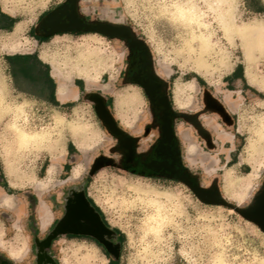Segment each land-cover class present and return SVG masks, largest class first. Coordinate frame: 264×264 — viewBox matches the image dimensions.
Instances as JSON below:
<instances>
[{"label":"rangeland","instance_id":"rangeland-1","mask_svg":"<svg viewBox=\"0 0 264 264\" xmlns=\"http://www.w3.org/2000/svg\"><path fill=\"white\" fill-rule=\"evenodd\" d=\"M65 1L0 0V9L16 20L10 30L0 29V190L23 204V213L18 214L15 208L0 203V255L11 264H34L33 242L50 226L54 197L80 184L107 221L121 232V257L109 263L91 242L60 239L52 245L58 264H264V231L256 223L229 206L200 201L175 178L145 176L120 166L112 154L116 138L101 122L88 94L98 93L105 99L117 125L135 136L140 153L157 134L156 129L144 134L151 122L149 102L139 85L123 79L128 48L119 39L97 32L37 33L41 18ZM165 1L170 0H79L78 9L84 15L132 29L149 50L153 71L165 81L176 110L200 112L202 124L217 118L216 112L205 109L207 94L224 105L230 120L224 122L219 116L222 121L216 125L217 131L234 134V139L227 143L217 140L213 147L191 122L184 121L185 131L181 124L179 128L183 133L188 131L196 149L190 153V142L182 138V159L201 185L209 186L216 180L227 202L246 207L264 180V140L258 141L256 135L264 116V53L253 52L251 80L241 40L235 35L227 37L213 12L208 11L206 17L212 44L202 50L188 26L162 11ZM234 5L236 23L264 21V0H234ZM200 6L204 7L203 2ZM15 43H20L18 49L10 50ZM93 50L96 52L88 62L92 80L88 82L72 64L79 59L80 51ZM25 53H35L48 64L58 104L37 85L13 81L5 55ZM52 61L59 64L61 74L69 71V82L77 85L75 98L57 99ZM79 62L83 67V60ZM238 65L244 79L227 83ZM189 83L193 84L191 88ZM225 93L232 95L233 105L225 102ZM126 96L128 103L121 105L119 99ZM3 104L7 106L5 111ZM15 105L24 109V119H19L24 130L45 133L41 142L29 141L22 147L16 144V132L10 126ZM213 135L215 138L218 133ZM186 146L190 155L185 152ZM104 155H110V160L91 173L95 160ZM82 158L86 162L80 176L70 178L72 166ZM66 163L68 170L64 168ZM151 199L162 202V210L168 213L159 234L146 231L147 215L155 210ZM41 204L51 213L45 227L38 217ZM11 249L21 250L22 256L14 258Z\"/></svg>","mask_w":264,"mask_h":264},{"label":"water","instance_id":"water-1","mask_svg":"<svg viewBox=\"0 0 264 264\" xmlns=\"http://www.w3.org/2000/svg\"><path fill=\"white\" fill-rule=\"evenodd\" d=\"M78 1L66 0L49 11L36 26L37 33L48 36L58 32H97L111 38L124 37L133 40L134 34L132 29L127 25H117L108 21H85L79 13ZM140 42L138 43L145 48L146 45ZM136 81L144 87L152 106L159 111V118L161 120V136L156 142L149 160L143 162V165L158 176L175 178L183 182L204 203L222 204L233 208L243 217L256 223L264 231V180L260 189L254 194L251 202L246 207H239L237 204L227 202L221 195L216 180H213L209 186L201 185L199 179L194 177L182 165L177 139L173 131L172 118L174 113L166 94L159 87V77L152 73L147 78H137ZM88 98L94 102L95 111L106 129L115 137L121 136V144L128 148L127 158L130 159L133 155L131 139L125 136L123 130L117 125L116 120L106 105L105 99L100 94L93 92L88 94ZM204 103L206 111L211 110L216 112L223 121L230 120V115L219 100L207 94ZM175 114L189 120L199 135L206 141H210V132L199 121L200 112L194 114L176 112ZM104 164L102 161L95 160L91 173ZM82 187L84 186L82 185ZM47 237L51 239L54 236L49 234Z\"/></svg>","mask_w":264,"mask_h":264},{"label":"flooded vegetation","instance_id":"flooded-vegetation-1","mask_svg":"<svg viewBox=\"0 0 264 264\" xmlns=\"http://www.w3.org/2000/svg\"><path fill=\"white\" fill-rule=\"evenodd\" d=\"M79 13L87 22L108 21L117 25H125L123 23H118L111 20H104L95 18L93 16L84 15L80 9ZM113 38L119 39L124 44H126L128 48L126 66L123 69V79L126 82L139 85L149 102L152 113L151 122L144 129V134H147L151 129H156L157 134L155 139L148 145L144 152L140 153L137 149V140L135 136L125 132V130L121 128V130L124 132V135L131 139L133 155L130 159L127 158L128 148L121 144V136H114L116 138V144L112 154L117 156L120 166L130 172L145 176L163 177L156 175L155 172L147 169L143 165V162L149 160L153 148L161 136V120L159 118V111L152 106L144 87L139 84L136 79L147 78L152 73L159 77V87L166 94L172 112L174 113L172 118L173 131L177 139L180 159L182 165L184 166L181 154V143L177 135V122L183 117L175 114L176 112L181 111L174 108L172 98L167 92L165 81L153 71L149 50L146 48V46L144 48V46L138 43L140 41H138V39L135 37V34L133 35V40L131 38L124 37ZM110 157V155L100 156L97 158V161L106 163L110 160ZM53 210V217L48 230L42 237L34 239V264H58V259L54 255L52 245L60 239L83 240L85 242H91L98 248L102 255L107 258L109 263L116 262L120 259L123 248V236L121 232L107 221L101 209L88 196L85 188L82 187V185L78 184L70 186L66 188L59 196L54 197ZM49 234L54 237L49 239V237H47ZM0 264L11 263L3 255H0Z\"/></svg>","mask_w":264,"mask_h":264},{"label":"bare ground","instance_id":"bare-ground-1","mask_svg":"<svg viewBox=\"0 0 264 264\" xmlns=\"http://www.w3.org/2000/svg\"><path fill=\"white\" fill-rule=\"evenodd\" d=\"M201 2H203L204 7L206 9H204V7L200 6ZM161 9H162V11L167 12L173 20L179 21L182 24H184L185 26H188L189 29H191L193 31V37H196L199 40V44H200V47L202 50H206L212 44L210 23L208 22L206 17H207L208 11L213 12V14H214L213 17H215L216 20L218 21V23L221 24L222 29L224 31V34L227 37L235 35L241 40L244 56H245L246 62L248 64V66H247L248 76L251 80L253 79L252 75L249 72V69L251 67V62H252L253 57H254L253 52L257 51L259 53H264V21H256L253 23H241V24L236 23L234 20V12H235L234 11V9H235L234 0H170L168 2L165 1L162 4ZM201 27H203L206 31H203L202 29H200ZM197 28L199 29L198 33H196V31H195V29H197ZM15 30H18V28H15ZM19 44L20 43L11 44V46H9V49L10 50L18 49ZM95 52H96V50L86 51V52L80 51L79 52V59L83 60V63H84L83 67L80 66L79 59H76L75 63L72 64V67L75 69L77 68L76 69L77 71L83 72L85 79L88 82L90 80H92V78H91L92 76L88 72V62H89L90 55L95 53ZM51 65H52V76L55 78V81L57 83L58 99L60 101H66L68 99L75 98L77 96V85H73L69 82V79H68L69 71H67L66 74H61L60 69H59L60 68L59 64H57L55 61H52ZM192 86H193L192 83L188 84V87L191 88ZM262 88L264 90V81L262 83ZM0 94H1V100L0 101H2L3 92L1 89H0ZM72 100H74V99H72ZM127 100L128 99L126 96V97H123L122 99H119V102L121 105H125L126 103H128ZM130 100H132V99H130ZM226 100L227 101L230 100V95L226 96ZM2 109H3V111H5L7 109V106H5V104H3ZM12 112H13V120L11 121L10 126L16 132L17 138L15 141L19 147H22V146L28 144L29 141H38L45 135L44 132H42V133H40V132H34V133L33 132H27L26 130H24L21 127V125L19 124V119L24 117V109L21 105H15L14 108H12ZM62 120H64V119H62ZM57 121L58 120H56V122ZM207 122L210 124H213V119H207ZM78 126H79V124H78ZM180 126L185 131L184 126L182 124ZM222 134L223 135L219 134V136L223 140H224V138L230 137V135L228 133H222ZM256 135H257L258 141L264 140V116L261 117L259 120L258 127L256 129ZM50 140H52V139H50ZM40 142H41V140H40ZM254 146H255V144L253 143L252 147H254ZM80 147H81V145H80ZM81 149H82V151H85L84 147H81ZM195 149L196 148L193 145V143H190L188 145V151L190 153L194 152ZM86 158L85 159L82 158L81 162L76 164L73 167V169L71 171L70 178H77L80 176L82 169L84 167V164L86 162ZM55 163H53L51 165L50 169H52V167ZM4 199L6 200V198H4ZM150 202L152 204H154L155 210H154V212H151L147 215L146 231L154 233V234H159L161 229H162L163 223L168 218V213H166L162 210L164 208V204L162 202H160L159 200L151 199ZM22 210L23 209H21L19 211V213L22 212ZM39 216H40L41 221H42V224H41L42 227H45L50 220L51 213H50L49 209L42 204L39 207ZM155 252H157V251H155ZM10 253L14 257L15 256L18 257V254H20L19 258L22 256L21 250H19V249H17V250L11 249ZM149 262H151V261H149ZM217 264H229V263H226L225 261H220Z\"/></svg>","mask_w":264,"mask_h":264},{"label":"trees","instance_id":"trees-1","mask_svg":"<svg viewBox=\"0 0 264 264\" xmlns=\"http://www.w3.org/2000/svg\"><path fill=\"white\" fill-rule=\"evenodd\" d=\"M15 21L13 17L0 9V29L10 30ZM5 60L8 64V72L16 84L25 81L37 85L41 93H47V95H49L47 97H49L54 104H58L55 98V83L49 73V66L44 63L37 54H7L5 55ZM233 73L235 75H242V67L238 65ZM242 78L244 79V77ZM72 147L71 144V148ZM64 168L68 170L69 164L66 163Z\"/></svg>","mask_w":264,"mask_h":264},{"label":"crops","instance_id":"crops-1","mask_svg":"<svg viewBox=\"0 0 264 264\" xmlns=\"http://www.w3.org/2000/svg\"><path fill=\"white\" fill-rule=\"evenodd\" d=\"M234 71V70H233ZM242 77H244V74H242V75H235L233 72L230 74V76H228V78H227V83L228 82H230L231 84H234V83H238L240 80H243V78ZM230 95V100L229 101H227L226 100V96H229ZM56 96H57V85H56ZM57 99H58V96H57ZM59 100V99H58ZM224 100H225V102L226 103H228L229 105H233L234 104V102H233V99H232V95L230 94V93H225V96H224ZM224 106V105H223ZM181 112H183V111H181ZM213 113H215V112H213ZM216 114V116H217V118H214V117H211L210 119H213V124H210V123H208L207 122V120H206V122H202V124L206 127V129L207 130H209V132H210V134H211V139H210V141H209V143L211 144V146H215V145H217V143H216V141L217 140H222V141H225V143H227V142H229L230 141V139H234V137H235V135L233 134H231V133H228L229 135H230V137L229 138H224V140L223 139H221L220 138V136H219V134H221V135H223L222 133H227L226 131H223V130H221V131H217V127H216V125L217 124H220V122L222 121L220 118H219V115H217V113H215ZM184 121H186V122H190L189 120H186V119H184V118H180L179 120H178V122H177V135H178V138H179V140H180V143H182V138L183 139H185V140H187L188 141V143L190 142L189 140H190V136L188 135V133L187 132H181V129L179 128V124H184L185 122ZM225 122V121H224ZM224 122H222V124H224ZM184 126V125H183ZM185 129V128H184ZM213 132H215V133H218V136L216 135L215 136V138H214V135H213ZM191 143V142H190ZM224 148H226V147H224ZM181 151H182V147H181ZM185 152L187 153V154H189L190 155V153H188V151H187V146L185 147ZM82 160V159H81ZM81 160L80 161H78L76 164H78V163H80L81 162ZM76 164H74L73 166H72V168H71V171H72V169H73V167L76 165ZM71 171H70V173H71ZM4 198H6V200L4 199ZM0 203L2 204V205H4V206H7V207H11V208H15L16 209V213H19V211L21 210V209H23V204L22 203H18L16 200H11V199H9V197L6 195V194H2V191L0 190ZM40 207V206H39ZM50 211V210H49ZM38 217H39V219H40V224H42V221H41V218H40V216H39V209H38ZM41 227H42V225H41ZM19 254H18V257H14V258H19Z\"/></svg>","mask_w":264,"mask_h":264}]
</instances>
